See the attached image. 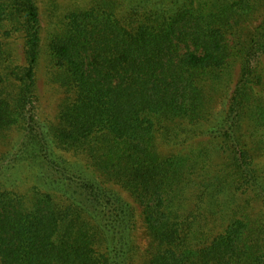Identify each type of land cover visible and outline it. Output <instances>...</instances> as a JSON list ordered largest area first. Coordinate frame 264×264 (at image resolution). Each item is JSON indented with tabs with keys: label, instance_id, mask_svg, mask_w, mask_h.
Here are the masks:
<instances>
[{
	"label": "trees",
	"instance_id": "1",
	"mask_svg": "<svg viewBox=\"0 0 264 264\" xmlns=\"http://www.w3.org/2000/svg\"><path fill=\"white\" fill-rule=\"evenodd\" d=\"M0 264H264V0H0Z\"/></svg>",
	"mask_w": 264,
	"mask_h": 264
},
{
	"label": "rangeland",
	"instance_id": "2",
	"mask_svg": "<svg viewBox=\"0 0 264 264\" xmlns=\"http://www.w3.org/2000/svg\"><path fill=\"white\" fill-rule=\"evenodd\" d=\"M48 69L47 67V63L44 59L41 60L40 62V66L38 69V73H37V90L39 95L42 97V101H41V105H42V113L47 117L52 115L53 111H54V107L51 104V95H53L51 92H49L48 96L46 97L45 95H47V91L45 88V83H44V76L46 74V70ZM58 96V95H57ZM56 98H60L59 96Z\"/></svg>",
	"mask_w": 264,
	"mask_h": 264
}]
</instances>
